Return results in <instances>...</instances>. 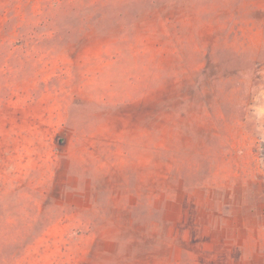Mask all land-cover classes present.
<instances>
[{
    "label": "rangeland",
    "instance_id": "1",
    "mask_svg": "<svg viewBox=\"0 0 264 264\" xmlns=\"http://www.w3.org/2000/svg\"><path fill=\"white\" fill-rule=\"evenodd\" d=\"M0 264H264V0H0Z\"/></svg>",
    "mask_w": 264,
    "mask_h": 264
}]
</instances>
